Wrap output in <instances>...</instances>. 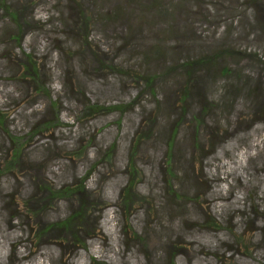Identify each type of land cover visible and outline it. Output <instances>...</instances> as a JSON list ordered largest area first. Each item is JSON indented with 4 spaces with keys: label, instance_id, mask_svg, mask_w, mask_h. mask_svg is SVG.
I'll return each instance as SVG.
<instances>
[{
    "label": "rangeland",
    "instance_id": "1",
    "mask_svg": "<svg viewBox=\"0 0 264 264\" xmlns=\"http://www.w3.org/2000/svg\"><path fill=\"white\" fill-rule=\"evenodd\" d=\"M6 1L21 13V46L0 11V111L25 139L0 177V264H264V71L245 66L251 80L236 92L217 77L198 83L184 116L175 72L229 43L264 55V0ZM79 7L97 61L80 50ZM116 35L129 39L122 50ZM153 77L158 101L145 93ZM181 118L174 154L187 163L168 176L163 136ZM144 131L152 135L132 149ZM131 151L137 186L124 214ZM10 156L0 130V167ZM82 180L83 194L52 196ZM80 208L76 225H60Z\"/></svg>",
    "mask_w": 264,
    "mask_h": 264
},
{
    "label": "trees",
    "instance_id": "2",
    "mask_svg": "<svg viewBox=\"0 0 264 264\" xmlns=\"http://www.w3.org/2000/svg\"><path fill=\"white\" fill-rule=\"evenodd\" d=\"M75 2V4H79L76 0H72ZM6 0H0V11L4 13L3 19H8L11 21L16 29L17 32L14 35L11 40L18 41V47L21 46L19 40L17 38L20 36L19 30H20V17L21 13H16L12 11L11 8H9L6 4ZM84 7H79V14H80V22L81 24L76 27V36L79 38V44H80V50L82 53H85L86 51H89L93 55V59L97 61V56L92 52L94 51L93 48L91 47L88 38V28H89V22L92 20L91 17L87 13H85ZM82 10V11H81ZM118 11V9H116ZM115 11V12H116ZM19 17V19H18ZM65 24V23H63ZM264 26V22L262 23ZM111 42L116 44L114 51L122 50L123 47H125L129 43V39H122V36L116 35L115 37L111 38ZM160 45L163 44V39H160L157 41ZM162 51L159 53V51L156 49V54L157 56L161 55ZM74 54V53H73ZM156 58V57H155ZM29 64H31V58L30 56L27 57ZM27 62V63H28ZM251 66V67H258L262 68L264 71V55H259L255 52H247V50H240V49H233L232 46L228 44H225L222 48H220L217 51L211 52L210 55H204V56H197V57H192L189 58V60L182 62V64L179 65L178 70L175 72L181 73L182 77L184 78V81L181 83L182 88H181V93H180V101H179V109L181 111V115L184 116L186 113V110H190V107H186V101L189 99V92L193 87H196V85L202 81L206 80H211L217 77V81H221L218 83L219 87L225 86V83H232L233 86L230 87L234 91L237 88L238 85L240 84L241 80H245L246 83L250 82L251 78L247 75L248 70L246 71L247 67L245 66ZM109 69L115 70L113 73H119L118 68L113 69L112 67H109ZM28 71H26L27 73ZM173 72V73H175ZM165 77V76H163ZM160 76L159 78H163ZM38 76L32 72V75L29 76L30 80H33L34 82H38ZM156 77H153L151 79H148L145 84V93H148L153 99L157 100V94H155V89L152 87L153 85V80H155ZM214 82H216L214 80ZM202 84V83H201ZM41 91H45L43 87H39ZM237 91V90H236ZM235 91V92H236ZM248 94L251 95V90L248 88ZM225 95V94H224ZM50 97V96H49ZM225 97H216L214 101H220L222 102ZM50 106L52 108V111L55 112L56 109V102L52 100L50 102ZM113 108H119V106H112ZM210 107V106H209ZM103 108H98L97 105L92 104L89 105L88 110L89 111H94V110H102ZM207 108H203V111L206 110ZM4 113L0 111V130L6 134L7 136V142L10 147V153L11 156L9 157L8 160H6L4 163H2L0 167V177H4L6 172H9L11 170V165L12 163H15L20 154H21V149L23 146V141L25 138L23 136H18V135H12L11 133L7 132V127H5V117L3 116ZM198 117L193 116V121L190 122L192 124L194 122V126H200L199 124H202V120L197 119ZM56 119V118H55ZM182 125V118L179 119L173 126H171L170 131L167 135V137H164V161L162 165V169L166 171V174H169L168 176L171 175V165L175 161H186V155L181 156V159H178L177 155L174 154V144H175V136L178 134L179 129L181 128ZM7 128V129H6ZM150 132V131H149ZM147 132L144 131V134L137 135L134 140V146L132 149H135L136 146H139V149L143 142L145 140H148L149 137L148 135H152V132ZM198 146V145H197ZM138 148V147H137ZM136 153V152H135ZM134 153V155H135ZM132 151H131V157L129 158L128 164H127V172L129 173V179L127 180L125 186L121 189V200L122 204L121 207L123 210V213L125 214L129 207L133 206L135 202H133L132 198L135 195L136 192V186H137V175H136V167L132 164L134 156ZM194 156L190 159L191 162H193ZM200 163H194L195 167H198ZM84 181L82 180L80 184L76 187H66L63 188L61 191L52 193V196L60 197L61 199H65L68 197L76 196V195H81L84 193L85 186H84ZM174 197L176 200H181L185 199L182 196H180L177 193H173ZM138 202H143V200L138 199L136 200ZM83 217V209L80 208L78 211L74 213H70L67 217H65L60 225L62 227H67L70 229V227L76 225V222H79V218L81 219ZM80 228V227H79ZM79 228L74 227L75 231L73 233V239L75 242H81L78 239L76 229L78 230ZM82 248H85V245L81 244Z\"/></svg>",
    "mask_w": 264,
    "mask_h": 264
},
{
    "label": "bare ground",
    "instance_id": "3",
    "mask_svg": "<svg viewBox=\"0 0 264 264\" xmlns=\"http://www.w3.org/2000/svg\"><path fill=\"white\" fill-rule=\"evenodd\" d=\"M97 254V252H95Z\"/></svg>",
    "mask_w": 264,
    "mask_h": 264
}]
</instances>
